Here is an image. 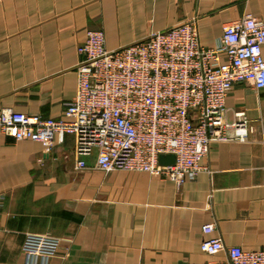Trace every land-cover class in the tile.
I'll return each mask as SVG.
<instances>
[{
  "label": "crops",
  "instance_id": "0c3cea01",
  "mask_svg": "<svg viewBox=\"0 0 264 264\" xmlns=\"http://www.w3.org/2000/svg\"><path fill=\"white\" fill-rule=\"evenodd\" d=\"M246 13L264 21V0H0V109L62 117L87 28L102 29L115 49L196 17L200 42L214 46L223 25ZM225 107L226 139L211 142L181 186L101 170L95 154L80 168L73 134L47 150L0 132V264H31L22 250L29 233L61 239L46 264L200 262L206 223L225 244L264 248V88L238 82ZM238 120L245 140L235 139Z\"/></svg>",
  "mask_w": 264,
  "mask_h": 264
},
{
  "label": "built area",
  "instance_id": "2783aa9c",
  "mask_svg": "<svg viewBox=\"0 0 264 264\" xmlns=\"http://www.w3.org/2000/svg\"><path fill=\"white\" fill-rule=\"evenodd\" d=\"M263 47L264 21L251 13L225 23L214 46L200 42L196 17L115 49L106 47L102 29L87 28L78 46L76 93L63 116L1 108L0 132L47 150L57 137L73 134L80 168L95 154L101 170L146 172L181 186L196 178L211 142L226 139L225 100L234 84L264 88ZM246 123H233L235 139L245 140ZM162 154H174V162L161 163ZM215 227L202 226L201 251L208 258L184 264H264V248L225 244L209 236ZM60 243L56 236L29 233L22 250L31 264L38 258L46 264Z\"/></svg>",
  "mask_w": 264,
  "mask_h": 264
},
{
  "label": "water",
  "instance_id": "95a60500",
  "mask_svg": "<svg viewBox=\"0 0 264 264\" xmlns=\"http://www.w3.org/2000/svg\"><path fill=\"white\" fill-rule=\"evenodd\" d=\"M175 160L174 154H162L159 157V161L164 164H170L173 163Z\"/></svg>",
  "mask_w": 264,
  "mask_h": 264
}]
</instances>
